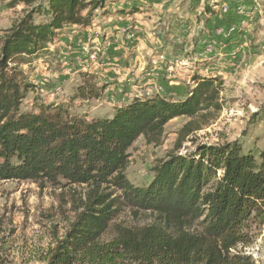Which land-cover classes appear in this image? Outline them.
Instances as JSON below:
<instances>
[{
  "label": "trees",
  "instance_id": "16d2710c",
  "mask_svg": "<svg viewBox=\"0 0 264 264\" xmlns=\"http://www.w3.org/2000/svg\"><path fill=\"white\" fill-rule=\"evenodd\" d=\"M109 1L116 0H38L1 40L0 180L87 188L64 232L46 249L43 264H257L245 248L253 241L251 228L264 224V144L257 154L243 151L237 139L198 144L160 159L144 185L125 175L128 149L139 136L157 144L166 123L185 116L178 149L202 111L221 109L220 77L195 73L181 98L160 92L134 96L111 117L88 119L44 103L36 111L20 110L31 85L18 83L9 61L34 53L65 25L90 26L97 10L108 15ZM20 2L29 6L34 0L11 5ZM135 11L117 10L123 16ZM34 12L45 20L36 22ZM82 76L77 96L100 98L103 89L95 77ZM124 208L154 219L123 222L118 217ZM6 262L0 253V264Z\"/></svg>",
  "mask_w": 264,
  "mask_h": 264
},
{
  "label": "rangeland",
  "instance_id": "374dc122",
  "mask_svg": "<svg viewBox=\"0 0 264 264\" xmlns=\"http://www.w3.org/2000/svg\"><path fill=\"white\" fill-rule=\"evenodd\" d=\"M12 1L0 0V45L7 29L38 2L34 0L28 6L22 2L11 5ZM248 1L254 13L245 23L234 25V32L242 33V46L238 50L228 49L224 45L229 39L221 40L218 30L223 28L225 15L234 16L232 9ZM225 5L228 11L223 10ZM129 7L136 9L131 16L117 14V10ZM105 9L110 11L108 15H101L100 10L94 12L90 27L96 28L83 40H78V30L62 28L34 53L16 54L9 61L8 67L17 73L18 83L31 85L20 104L21 111H36L44 103L64 107L70 115L88 119L111 117L115 107L123 103L124 95L129 98L145 89L155 93L161 88L169 98L179 99L186 87L193 85L191 78L195 73L215 74L222 80L221 109L202 111L194 119L197 128L178 149V131L188 117L168 121L157 144L146 143L139 136L128 149L127 179L134 185H144L160 159L198 144L237 139L243 151L258 153L264 144V0H116L107 2ZM33 17L36 22L45 20L41 13L34 12ZM210 40L215 42L212 54L200 61L203 45ZM85 43L100 49L98 75L91 68H79L82 59L87 66L91 64L80 52L79 45ZM158 53H166L170 58L176 55L184 62L173 65L181 68L180 74L173 77L179 85L171 83L169 87L177 89L161 87L168 73L161 74L167 62L158 73L146 75L150 84H143L142 76ZM212 63H217L214 69L209 66ZM83 73L93 75L97 86L102 87L100 98L77 96ZM86 190L85 185L78 184L39 186L31 180H0V253L6 264H43L41 258L46 249L53 244L55 235L64 232L73 206L85 197ZM153 219L151 213L133 214L127 208L118 217L123 222L138 224L151 223ZM251 232L253 241L248 247L257 252L258 264H264V224L252 227Z\"/></svg>",
  "mask_w": 264,
  "mask_h": 264
},
{
  "label": "built area",
  "instance_id": "2783aa9c",
  "mask_svg": "<svg viewBox=\"0 0 264 264\" xmlns=\"http://www.w3.org/2000/svg\"><path fill=\"white\" fill-rule=\"evenodd\" d=\"M223 10L224 11H228V7L225 5L223 6ZM232 11H234V13H236L237 15L240 16H249L252 15L254 13V9L251 8L250 6H246L244 4H239L236 5ZM237 26H229L228 28H220L218 30L219 36L221 38H226L228 37L231 33H234V31L236 30ZM214 41H208L207 43H205L203 45V50L202 53L199 56V60L202 61L206 58L207 55H211L212 54V49L214 48ZM81 53L84 56V58H88L89 61L91 62V64H96L99 63L97 60L98 54L100 49L98 47H89L88 44H85L81 47ZM189 60V59H188ZM85 59L80 60V66L83 70H86V68L88 67L85 63ZM151 62V63H150ZM149 62L148 66H147V74L146 75H151L153 76L154 74L158 73L159 71H161L163 69V65L165 64V62L168 63L166 70L169 72L172 70L173 65H177L180 63H184L181 59H178L177 57H168L165 53H158L157 58L152 59ZM89 68V67H88ZM152 92L148 89H145L143 91V93H137L136 96H140V97H146L151 95ZM246 252L251 254V256L253 257V259L255 260V262L258 264V254L255 251V249H253L252 247H246L245 248Z\"/></svg>",
  "mask_w": 264,
  "mask_h": 264
},
{
  "label": "crops",
  "instance_id": "0c3cea01",
  "mask_svg": "<svg viewBox=\"0 0 264 264\" xmlns=\"http://www.w3.org/2000/svg\"><path fill=\"white\" fill-rule=\"evenodd\" d=\"M244 5H246V6H248V5H251L252 3L251 2H245V3H243ZM130 8V7H129ZM122 9V8H121ZM124 9H128V8H124ZM110 12V11H109ZM109 14V13H108ZM118 14V13H117ZM119 15V14H118ZM129 16H131L132 14H128ZM128 15H126V16H128ZM211 16H214V15H211ZM246 18H248V16H240V15H237L236 13H235V15L234 16H232L231 17V15H225V23H224V25H223V28H227V27H229V26H234L235 24H238V22H244L245 23V21H246ZM67 28L69 29V30H78L76 33H80L81 34V36H79V38H78V40H83L82 39V37L83 38H85V37H88V36H90L91 35V32L94 30V28H96V27H94V25H93V27H90V26H88V27H81V26H78V25H65L64 27H63V29H66L67 30ZM98 28V27H97ZM242 33H240V34H237V33H231L228 37H226V38H221V40H228L229 39V42H226V44L224 45L225 47H228V49H231V48H234V49H239L240 48V46H242L241 44H240V46H239V41H240V35H241ZM103 35V34H102ZM78 37V36H77ZM103 37V36H102ZM84 43V42H83ZM234 43V44H233ZM85 44H87V43H85ZM84 44V45H85ZM234 45V46H233ZM83 45H79V47L81 48ZM81 50L82 49H80V52H81ZM235 51V50H234ZM166 54V53H165ZM219 55H221V53L219 54ZM173 57H176V55H174ZM90 66H88L89 68H91V69H93V73L95 74V75H98L99 73H98V70H99V67H100V63H96V64H89ZM215 65H217V63H212V64H210L209 66L211 67V69H214L215 68ZM79 68H80V62H79ZM196 68V67H195ZM81 69V68H80ZM173 70H174V72H172V70L171 71H167L166 69H163L162 70V75H163V72H164V74L166 73V72H168L165 76H166V78L163 80V84H168V85H171V83H172V85H179V81L177 80V79H175L176 78V75H178V74H180V70H181V68L179 67V66H177V67H175V68H173ZM201 72V71H200ZM213 75V74H212ZM205 76V75H204ZM214 76H216L215 74H214ZM162 77H164V76H162ZM173 77H175V78H173ZM142 78H143V84L144 85H148V84H150L147 80H149L148 79V77L146 76V74L145 75H143L142 76ZM164 85H162L161 87H163ZM147 88H149V87H147ZM160 89L161 88H159V89H157V92H160V93H162L161 91H160ZM155 92V91H154ZM128 95V94H127ZM127 95H124V98H122L123 99V103L122 104H126V103H128L129 101H131V99H132V97L133 96H131V97H129L128 98V96ZM131 95V94H130ZM116 96H121V95H119V94H116ZM127 96V97H126ZM122 104H120V105H122ZM119 106V105H118Z\"/></svg>",
  "mask_w": 264,
  "mask_h": 264
}]
</instances>
